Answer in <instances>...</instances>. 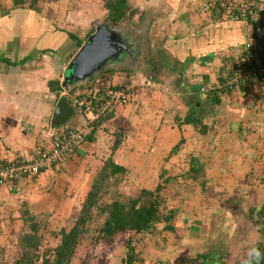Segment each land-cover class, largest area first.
<instances>
[{
    "label": "crops",
    "instance_id": "crops-1",
    "mask_svg": "<svg viewBox=\"0 0 264 264\" xmlns=\"http://www.w3.org/2000/svg\"><path fill=\"white\" fill-rule=\"evenodd\" d=\"M1 1L7 4V8L0 9L6 12L0 13V161L5 162L18 152H32L36 144L42 142L48 128L63 130L82 126L87 115L71 105L66 90L70 87L63 88L61 81L66 65L93 30L87 31L83 38L61 30V24L55 22L53 25L42 14L40 4L39 10L30 9L19 15L15 12L19 9L12 6L11 0ZM202 1L157 0L146 10L139 11L136 4L128 0L135 14L131 20L116 24L115 28L122 29L129 47L138 45L136 49L141 50L143 56L138 59L137 54L133 55L135 68L133 65L124 69L113 67L102 70V75L90 80L94 79V89L101 83L126 86L130 102L116 107L110 118L99 126L95 122L94 131L87 130L86 140L66 161L24 179L19 183L18 192L0 186V264H13V250L17 251L21 235L30 231L27 216L41 225L45 237L51 231L68 228L95 174L111 155L115 131L121 133L123 140L116 147L114 162L133 169L143 183L157 182L163 161L177 144L176 137L180 135L183 144L191 146V132L199 129L197 125L184 122L187 117L191 118V106L199 102L194 112L198 111L202 119L207 112L205 105H215L200 89L215 82L216 73L234 62L244 43L254 44L264 54V10L252 22L227 21L203 12ZM72 3L61 4H67L69 8ZM82 3L84 6L89 4ZM59 7L65 8L63 12L58 10L64 18L67 8L60 4ZM85 19L74 17L70 21L82 24ZM256 21L260 22L258 27H255ZM257 30L260 31L259 39ZM38 60L42 61L41 66L37 65ZM53 80L62 87L59 93L48 85ZM76 89L85 92L79 86ZM247 89L230 93L232 101L227 100L228 95L220 96L218 104L221 97L226 98L225 103L231 102L234 115L223 116L218 108L216 116L222 117L218 122L224 124L227 132L221 129L219 135L225 134L226 143L234 150L252 147L253 152L259 154L264 150V129L261 132L252 123L253 120L256 123L264 121L262 85L255 82ZM249 96L251 101L247 100ZM203 103L206 104L200 106ZM22 123L30 126L29 132L20 129ZM132 126L134 129L130 132ZM213 153H217L216 148ZM218 158L221 167L224 157L221 155L214 160ZM228 158L222 162L226 161L229 169H216L215 176L237 179L235 168L238 165ZM228 172L233 175L227 177ZM262 176L264 178V172ZM53 191L55 195L51 194ZM105 248L103 245H97L93 250L82 248L75 264H79L85 254H89L88 262L93 260L96 264L98 258L94 254L101 255ZM122 253L126 255L127 251ZM125 255H120V260L111 256L112 263L124 264ZM101 259L103 262L98 263L109 264L111 261L104 255Z\"/></svg>",
    "mask_w": 264,
    "mask_h": 264
},
{
    "label": "rangeland",
    "instance_id": "rangeland-1",
    "mask_svg": "<svg viewBox=\"0 0 264 264\" xmlns=\"http://www.w3.org/2000/svg\"><path fill=\"white\" fill-rule=\"evenodd\" d=\"M62 2L65 3V0H58V2H54L53 4H47L44 1L40 4V10L44 11L42 14L44 13V16L50 19L53 25L55 22L58 23L56 25H63L60 27L61 30L85 38L87 31L94 30L101 23L105 22L106 11L102 2L98 0H77L75 3L70 4L69 8L67 4H61ZM82 2L89 4L84 6ZM156 2L157 0H130V3L136 4L139 11L146 10L149 4ZM2 3L1 1L0 9L1 7L7 8V4L3 3L1 6ZM59 4L67 8L64 12V18L58 10L60 9L59 11L63 12L65 8L59 7ZM23 11L28 12L30 9H19L15 12L22 15L21 12ZM2 12L0 10L1 14H6V12ZM74 17H86V19L82 24H79L70 21ZM51 18L53 19L51 20ZM88 22L91 25H88ZM106 23L108 24V22ZM109 25L115 28V25ZM119 30L123 31L122 29ZM137 46H135L136 57L140 59L143 55L141 50L136 49L138 48ZM144 55L147 56V54ZM125 57L126 54L124 55ZM131 57L133 60L134 56L132 55ZM36 63L37 65L39 63V66L42 65V61L39 60ZM132 65L133 68L136 67L134 62L126 67H131ZM216 81L217 78L215 79ZM228 97L229 99L227 100L232 101L231 95H228ZM262 98L264 100V97ZM225 99L221 97L220 104L218 105L212 103L205 105L207 112L201 119L203 125H200L199 129H196L195 132L193 129L191 130L193 131L191 132V146L180 142L182 138L178 135L176 137L177 144L175 145L178 146L177 151L163 161L164 166L161 169L169 172L164 176V179L173 178L163 186L165 188L163 196L166 197L167 201L162 213L168 214L167 211L172 210V218L168 223L164 221L157 223L155 229L150 233H122L115 235L114 240L107 244L105 249L101 250L102 258L104 255L108 258V261L111 260L108 262L109 264H113L111 256L114 257L115 255L114 259L117 258V260H120V255L122 254L124 257L125 253H122L124 250L127 253L129 251L130 255L133 256L134 264H238L250 255V251L255 248L258 242L259 235L260 239L264 241V235L261 234V231V233L258 231L259 228L264 227V217L259 218V215H257L258 208L264 202V178L262 176L264 172V150H260L259 154L253 152L252 147L248 150L244 148L234 150L231 145L226 143L227 137L225 134L219 135L221 129L224 132L225 126L218 122L222 118L220 115L216 116V112H219L218 108L220 114L223 116L227 114L234 115L233 107L230 106L231 102L225 103ZM247 100L251 101V96L247 97ZM129 102L130 100L127 104ZM227 110L230 112H227ZM252 125L253 127L257 126L255 120H253ZM133 129L134 127L132 126L130 132ZM225 133H227L226 129ZM194 140L196 141L194 142ZM213 148H216L217 153H213ZM218 150L222 151L219 152ZM211 154L212 156H210ZM221 155L224 157L223 160L229 157L230 162L232 161L233 164L241 166L235 168V177L237 179L217 178L215 176L216 169L218 171L219 169L224 171L225 169L226 171L229 169L225 164L226 161L222 162V160L221 163L223 164L219 167L220 158L214 160V158ZM257 155H261V157H256ZM190 161L196 162L197 166L200 163L202 165L205 163L204 176L198 178L196 183L191 178H185ZM132 170L126 168L121 177L123 179L119 186L121 199L135 196L144 187L153 189L159 182L157 180V182L143 183ZM181 174L184 175L185 179L182 178ZM232 175L233 173H227V177ZM203 178L206 182L202 189L199 181ZM59 188L60 184L57 189ZM51 194L55 195V191ZM179 203L180 205H177ZM256 221L257 224H253V228H250L249 224L256 223ZM167 225H170L171 228H165ZM42 232L44 238L43 245H45L43 248L56 244L54 239L52 242L47 241L52 236L50 234L55 232L51 231L46 237L45 232L43 230ZM129 248L132 250H129ZM93 249L94 247L90 250ZM95 254L94 256L98 258L96 259V264H101L98 263L103 262L101 255L97 252ZM18 255V252L14 249L13 257ZM200 255L207 258L203 259L199 257ZM84 259L87 261V264H94L93 260L88 262L89 257L85 256Z\"/></svg>",
    "mask_w": 264,
    "mask_h": 264
},
{
    "label": "trees",
    "instance_id": "trees-1",
    "mask_svg": "<svg viewBox=\"0 0 264 264\" xmlns=\"http://www.w3.org/2000/svg\"><path fill=\"white\" fill-rule=\"evenodd\" d=\"M12 6L16 9H32L39 10V4L45 1V3H54L58 0H11ZM68 2V0H66ZM65 1V3H67ZM73 2L77 0H69ZM102 2V5L106 11L105 22L108 24L116 25L119 22L125 20H131L135 14V9L129 6L128 0H98ZM49 6V5H48ZM50 7V6H49ZM60 10V9H59ZM242 22V21H241ZM247 22V21H246ZM74 37L73 35H71ZM216 74L217 81L215 84L208 85L204 89H200L204 97H211L213 103L218 104L221 95H230L235 91L245 92L250 85H244L242 82L235 84L232 88H225L220 86L222 82L221 74L225 70L220 69ZM94 79L90 80L86 84L79 86L81 89H85V92L93 91ZM49 87L55 92L62 91V87L58 81H51L48 83ZM121 86V85H120ZM86 87V88H85ZM99 89L111 87L109 85H97ZM119 87V86H118ZM67 92L80 91L76 87L66 88ZM83 92V91H82ZM199 105V102L191 106V118L188 117L184 120L185 123H191L193 125H203L199 118L198 111L194 112V108ZM113 110L101 115L96 121V125L99 126L103 121L105 122L112 115ZM94 126V125H93ZM96 127H89L87 130L94 131ZM204 128V126H203ZM87 130L84 133L83 142L87 137ZM105 130V129H104ZM113 137V143L111 146V155L107 157L98 172L95 174L91 181L89 190L85 196L83 203L81 204L79 211L75 218L72 219L68 228H62L58 232L51 234V238L56 241L55 245H50L43 248V232L40 224H37L33 217L27 216L26 222L30 226V231L21 235L19 245L17 248L18 256L15 257L14 264H75L77 254L82 248H93L97 245L107 246L114 240L115 235L128 233V234H140L150 233L155 229V225L161 221L165 223L172 218V210H168V214H163V207L166 206V197L163 186L172 180L173 177L165 178L168 174L167 170H160L158 180L159 182L153 189L141 188L138 193L133 197H127L121 199L119 192V186L123 179L121 178L126 171V168L121 164L114 162L113 155L115 154L116 147L122 142L123 136L120 132L115 131ZM182 142V139L181 141ZM82 144V143H81ZM80 144V145H81ZM182 144V143H181ZM79 145V146H80ZM78 146V147H79ZM65 159H69L74 151ZM178 149L175 146L171 149L169 156H172ZM190 166L185 173V178L193 179L196 183L198 178L204 176V166L200 163L197 166L196 162L190 161ZM57 166V165H56ZM55 167V166H54ZM52 167V168H54ZM51 168V169H52ZM184 178V175H182ZM184 178V179H185ZM200 182L202 189L204 188L206 180L203 178ZM170 212V213H169ZM250 212V211H249ZM259 218L264 217V202L258 208ZM253 224L250 223V228H253ZM165 228L170 229L171 226L167 225ZM258 231L264 235V227L258 229ZM259 239L255 248L250 251V255L245 260L238 264H264V241ZM129 250H132L129 248ZM89 254H85L88 256ZM127 263L134 264L133 256L130 252L126 254ZM206 259V256H199ZM205 261V260H204ZM203 261V263H204ZM85 259L79 260V264H87Z\"/></svg>",
    "mask_w": 264,
    "mask_h": 264
},
{
    "label": "built area",
    "instance_id": "built-area-1",
    "mask_svg": "<svg viewBox=\"0 0 264 264\" xmlns=\"http://www.w3.org/2000/svg\"><path fill=\"white\" fill-rule=\"evenodd\" d=\"M201 10L215 19L246 22L264 10V0H203ZM229 65L221 74L223 79L220 86L231 89L240 82L250 85L259 81L264 97V55L258 53L254 44L244 43L239 56ZM69 100L72 106L87 115L82 126L66 127L63 130L48 128L43 133L42 142H38L32 152H18L13 159L0 161V186H5L8 191L18 192L19 183L24 179L64 162L83 142L85 131L101 115L116 107L125 106L130 100V94L126 87L111 86L88 92L74 91L69 94ZM256 127L262 132L264 122L257 123ZM20 129L29 132L30 126L22 123Z\"/></svg>",
    "mask_w": 264,
    "mask_h": 264
},
{
    "label": "water",
    "instance_id": "water-1",
    "mask_svg": "<svg viewBox=\"0 0 264 264\" xmlns=\"http://www.w3.org/2000/svg\"><path fill=\"white\" fill-rule=\"evenodd\" d=\"M260 24L256 21V26ZM260 31L257 30V38ZM123 31L112 28L106 22L97 26L66 65L61 85L76 87L88 82L102 70L118 67L124 55L131 53ZM206 103L201 104L204 106ZM127 263V258L125 259Z\"/></svg>",
    "mask_w": 264,
    "mask_h": 264
},
{
    "label": "flooded vegetation",
    "instance_id": "flooded-vegetation-1",
    "mask_svg": "<svg viewBox=\"0 0 264 264\" xmlns=\"http://www.w3.org/2000/svg\"><path fill=\"white\" fill-rule=\"evenodd\" d=\"M130 51H133V53L130 54V53L127 52L126 57L120 62V64L118 65L117 68L124 69L123 67H126V66L132 64V62H134V59L132 60V57L131 56L134 55V54H136L135 48H131ZM102 74H103V72H102Z\"/></svg>",
    "mask_w": 264,
    "mask_h": 264
},
{
    "label": "clouds",
    "instance_id": "clouds-1",
    "mask_svg": "<svg viewBox=\"0 0 264 264\" xmlns=\"http://www.w3.org/2000/svg\"><path fill=\"white\" fill-rule=\"evenodd\" d=\"M255 20V18L254 19H251V20H248L247 22H252V21H254ZM257 47V46H256ZM257 51H258V49H257ZM258 53L259 54H261L259 51H258ZM262 55V54H261ZM264 55V54H263ZM122 87H126V86H122ZM127 88V87H126ZM70 94V93H69Z\"/></svg>",
    "mask_w": 264,
    "mask_h": 264
}]
</instances>
